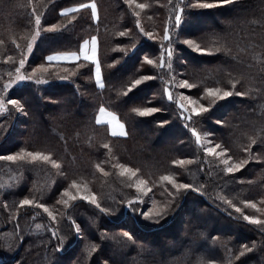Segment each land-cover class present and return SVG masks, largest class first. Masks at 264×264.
<instances>
[{"label":"trees","instance_id":"obj_1","mask_svg":"<svg viewBox=\"0 0 264 264\" xmlns=\"http://www.w3.org/2000/svg\"><path fill=\"white\" fill-rule=\"evenodd\" d=\"M81 2L90 0H0V95L21 100L27 113L5 105L7 111L0 114V154H5L4 147L13 148L15 141L10 144V139L17 132L22 134V141L12 150L19 151L23 147L51 152L61 161L65 175L60 177L56 168L44 162L15 166L0 160V264H105V261L108 264H201L202 261L205 264L208 261L264 264V233L239 218V213L224 200L227 197L240 204L242 200L251 199L264 207L260 204L264 196V160L249 163L242 181H236L222 171L223 166L216 158L206 157L196 144L195 137L178 116L179 109L163 94L161 80L145 81L128 90L131 81L140 75L159 72L166 79L169 74L166 66L160 70L144 60L145 55L154 60L159 57L160 37L172 12L169 0H136V3L149 5L139 10V18L133 11L135 5L129 7L124 0H95L99 20L92 19L90 8L75 13V19L73 13L61 15L62 8H72ZM171 3L176 4L178 0ZM34 7L41 13L42 22L59 21L62 25L57 33H42L37 38L25 63L26 74L47 82L17 81L4 93V83L16 78L15 68L19 64V50L13 40L23 48L30 39ZM194 11L196 15L184 28L181 42L176 45L178 52L173 68L180 73L179 78L197 85L193 88L195 92L197 88L202 91L217 83L228 84L230 75L239 78L237 90L250 94L233 95L212 108L219 114L215 120L224 121L216 127L217 138L231 149L230 154L244 158L248 153L243 152V147L248 144L249 136L255 135L257 143L252 145V155H264L261 142L264 131H260L264 128V41L261 40L264 0H234L232 5ZM137 19L146 30L154 31L156 41L139 31ZM121 32L125 34L120 35ZM91 36L97 37L103 89L96 83L94 65L83 59L52 62L47 72L32 73V68L48 65V55L78 51L83 40ZM184 38L196 39L207 47L222 38L232 53L198 55L183 44ZM254 53L259 57H254ZM9 56L13 57L11 61L7 59ZM62 76L68 78L61 79ZM145 89L149 91L142 95L140 92ZM138 93L142 96H134ZM151 103L167 110L158 112L155 117H141L133 111ZM101 105L115 113L125 125L127 136L113 137L107 125L96 122ZM210 115L211 112L205 114ZM161 119L169 123L161 127L158 123ZM207 121L193 118L200 131ZM18 127L24 131L20 132ZM105 142L111 145V155L103 148ZM114 156L117 162L140 169L139 177L149 182L152 199L158 204L172 199L165 191V182L159 181V177L167 173H174L177 179L197 187L203 185L206 194L190 192L177 197L175 211L159 224L145 220L127 206L128 199L142 194L128 187V179L113 167ZM174 159H183L185 164L173 165ZM189 160L192 163H188ZM101 161H107L102 164L107 176L95 167ZM70 179L91 180L92 190L100 195L101 205L116 211L103 213L83 199L72 201L67 208L55 207L58 185ZM28 195L60 211L58 223L53 225L47 213L34 206H25L17 212L19 200ZM142 198L144 200V196ZM145 205L144 200L140 207L143 209ZM245 211L261 215L251 208ZM189 214L190 219L184 221L183 215ZM38 224L40 228L36 227ZM76 224L80 225L82 236L75 234ZM129 224L133 225L131 230L126 229ZM53 226L57 236H52ZM124 231L133 234L136 245L122 243L127 239L123 237ZM60 236L66 239L63 247L57 249ZM93 245L99 247L93 251ZM243 245L252 251L238 256Z\"/></svg>","mask_w":264,"mask_h":264},{"label":"snow or ice","instance_id":"obj_2","mask_svg":"<svg viewBox=\"0 0 264 264\" xmlns=\"http://www.w3.org/2000/svg\"><path fill=\"white\" fill-rule=\"evenodd\" d=\"M124 2L129 5V7L133 8L134 14L137 18L140 17L141 12L139 10H143L149 7L148 4L145 3H136V0H124ZM234 0H178V3L172 4L171 0H169V4L172 8V12L169 14L168 20L163 28L162 36L160 37L159 42V57L158 59H152L148 55L144 56V60L148 65H153L155 68L163 70L165 66L168 69V75L165 79L163 76L157 72L155 75H140L137 78L131 81L128 90L131 91L137 85H141L145 81L150 80H161L163 82V94L166 95L167 100L174 103L179 109L178 116L185 123L184 127L188 128L192 135L195 137L196 144L202 149L203 153L206 157H214L218 160L219 165H222V171L224 173H236L240 169L244 168V166L248 163L249 159H260L264 160V155L253 156L252 155V145L257 143V138L255 135L249 136L248 144L243 147V152L248 153V156L244 158L235 157L234 154L231 153V149L216 139L215 134L203 130L200 131L193 123V118L200 117L201 120L206 119L208 117L205 116L206 113H209V110L214 106L218 105L219 101H225L226 98L235 96H248L250 93L245 91L237 90V84L240 82V79L237 77H233L230 75L228 84H220L217 83L215 86H206L200 91L197 88L196 94H186L185 91H178L174 93L173 89H193L196 88L197 85L190 82L189 79L179 78L180 73L176 72L173 68L174 57L176 56L178 49L176 45L181 42V37L184 35V28L191 22V18L196 15V9H216L221 8L225 5H232ZM91 10V17L93 20H99V16L97 14V4L95 0H90L89 3H77L72 8H62L61 15H66L68 13H73V19H75V13H78L81 9H89ZM33 18L30 20L31 28L29 29L28 35L30 39H27L26 45L22 48L19 43L13 40V43L16 44V48L19 50V64L18 67L15 68L16 78L8 79L3 85V92L7 93L8 89L12 88L13 84L17 81H29L36 80V83H46L47 81L42 80L34 75L26 74L25 63L27 61L28 55L33 52V47L37 42V38L42 36V33H57L58 30L62 27L60 22L50 23L47 20L42 22V15L39 11L34 7L32 10ZM264 23V21H261ZM136 26L139 28V31L144 35L150 38L153 41L157 40V35L154 34V31L146 30L142 25L139 19L136 20ZM128 31L125 29V32ZM125 32H121L120 35H124ZM173 34L175 35V39H173ZM261 40L264 41V33H261ZM183 44L190 47L197 53H207L212 54L213 52L223 51L226 54H231L232 49L228 46L227 42L222 38H218L216 43H214L211 47L202 46L201 43H198L196 39L192 38H184L182 40ZM2 43V41H0ZM254 57H259V54L254 53ZM8 60H12L13 57H7ZM83 61L91 62L95 68V80L101 89L104 88V78L101 73V64L97 56V37L91 36L90 39H84L83 43L79 46L78 51L71 52H55L46 57L48 61V65L40 64L38 67L32 69V73L35 74L38 71L47 72L48 68L52 66V62H60V61ZM79 68V65H77ZM22 70L24 72L22 73ZM264 70V69H262ZM69 71L65 69V72ZM75 75V72L72 73ZM12 74L9 73V76ZM67 76H62L61 79H67ZM242 78V77H241ZM230 85V87L228 86ZM11 105L14 109L24 112L25 114V104L21 102L19 99L7 98L5 95H0V113L7 111L5 105ZM167 108L157 107V106H145V107H137L133 109L136 113L141 117H148L154 113L160 111H166ZM107 115L109 117L107 119V125L110 126V132L113 137L116 136H127L128 132L125 131V125L121 123L115 113L108 112V110L101 105L99 107V115L96 117L97 123H103L104 117ZM159 125L163 127L168 124L169 121L167 119H161L158 121ZM224 121L216 120V124H222ZM260 131H264L262 128ZM202 136L207 138L206 143L202 141ZM264 143V139L261 141ZM103 148L108 150V154L111 155V145L107 142L103 144ZM0 160L3 161H11L17 163H35V162H44L46 164H50L53 168H56L61 171L63 174V170L61 168V161L55 159L53 157V153L44 152L39 150H27L26 148L21 147L19 151L12 152L11 154H0ZM107 161H101L95 164L96 169L99 172L103 173L105 176L108 175L105 168L102 167V164ZM173 165H184L185 160L183 159H174L171 161ZM188 163H192L191 160ZM203 163L201 167H203ZM114 168H118L121 176L128 177V187L135 188L137 191L143 195H146L151 191V188L148 187V181L144 178H136L137 173L140 172V169L137 167H130L126 163L117 162L113 165ZM159 181L165 182V191L172 198L164 203L158 204L153 200L152 206L145 208H141L140 205L144 204V200L142 195L134 196L131 199L126 201L128 208L132 210L133 213H139L140 217H143L145 220L151 221L155 224H159L160 221L164 220L166 216L170 212L175 211V204L177 203V197L184 196L189 194L190 192H198L206 194L203 190V185L197 187L193 183H186L183 180L177 179L176 174L167 173L163 174L159 177ZM167 185H171V188H168ZM74 189L75 191H72ZM66 197V198H65ZM78 199H83L84 201L90 202L92 205H95L97 209H99L103 213H109L116 211L115 208L104 207L98 201L97 196L94 192L90 191L87 185H81L77 183L75 179L71 181V183L64 187L60 193L59 198L56 200L58 204L64 205L66 208L69 206L70 201H77ZM225 203L230 205L235 209L236 213H239V218H242L244 221H247L251 225L257 226L261 233H264V207H258L257 202L251 199H245L240 202V204L234 203L232 199L224 198ZM121 203H125V201H121ZM260 204L264 205V196L260 199ZM25 206H34L38 209H43L45 213H47L48 217L51 218L53 225L58 223L57 215L54 214L47 203L41 202L34 196H24L19 200L16 211L18 212L20 208H24ZM5 207H8L5 204ZM245 208L255 209L261 215H252L248 214L245 211ZM232 215V213H229ZM73 223H75L73 221ZM37 228H40L41 225H36ZM52 236H57V229L53 226L51 227ZM75 234L77 236H82L83 231L79 224H76ZM106 234L102 233V236ZM123 237L127 238L126 241L122 243L127 246L128 242L132 245H136V241L133 239V234L129 231L123 232ZM23 237H21L22 239ZM66 237L60 236L58 237L59 243L56 245V248H62L64 244V240ZM113 239H117L113 237ZM255 246V245H253ZM99 245H93L92 250L94 251ZM143 249V246L137 245ZM252 251V248H249L247 245H243L240 247L238 256H244L245 253ZM105 264H108L105 261ZM201 264H205V262H201ZM206 264H213L212 261L206 262Z\"/></svg>","mask_w":264,"mask_h":264},{"label":"rangeland","instance_id":"obj_3","mask_svg":"<svg viewBox=\"0 0 264 264\" xmlns=\"http://www.w3.org/2000/svg\"><path fill=\"white\" fill-rule=\"evenodd\" d=\"M195 55H197V54H195ZM198 55H201V53H198ZM67 62H73V61H67ZM34 68H36V67H34ZM33 69V68H32ZM32 71V70H31ZM149 90L147 89H145V90H143L142 92H140L142 95H144V94H146L147 92H148ZM180 91H185L186 92V94H196V92L194 91V89L192 90V89H180ZM141 94H135L134 96H136V97H138V95L140 96ZM141 95V96H142ZM149 106H157L158 107V105L156 104V103H151ZM209 112H211V115L209 116V117H215V118H206V120H208L207 121V123L208 124H205L206 126H205V128L203 129V130H207V131H210V132H212V133H214L215 134V137H216V139L218 140V138H217V133H216V127L217 126H219V125H221V124H216V118H219V114H216L217 113V111L216 110H212V109H210L209 110ZM158 113V112H157ZM157 113L155 114H152V115H154V117L155 116H157ZM1 114V113H0ZM22 115V117H25V114L24 113H22L21 114ZM153 117V118H154ZM155 119V118H154ZM105 120V119H104ZM107 125V124H106ZM213 125V126H212ZM19 128V131L20 132H22V131H24V129L22 128V127H18ZM108 130L110 131V127H108ZM125 131H126V129H125ZM111 133V132H110ZM166 140V139H165ZM10 144H13V142L15 141V144L12 146L13 148H15V147H17L18 146V144L22 141V134H18L17 132L15 133V134H13V136H11V139H10ZM202 141H204L205 143H206V141H207V138H205V137H203L202 136ZM160 143H164V142H160ZM12 148V149H13ZM12 149H6V147H4L2 150L4 151V153L5 154H11L12 153V151H14V150H12ZM15 152V151H14ZM115 157V163L114 164H116L117 163V160H118V158L116 157V156H114ZM255 161H256V159L254 160V159H252L250 162H248L245 166H244V168H242V169H240L238 172H236V173H228L229 175H230V177H234L235 178V180L236 181H242V178H243V176H244V174H245V170H246V167L249 165V163H255ZM12 163V164H11ZM35 163H38V164H40V162H35ZM5 164H7V165H15L16 166V164H18V163H15V162H11V161H7ZM42 164V163H41ZM44 164V163H43ZM49 166H50V164H49ZM58 170V169H57ZM10 171L11 172H13L11 169H10ZM120 173V172H119ZM58 174H59V176L60 177H62V178H64L65 177V175H64V173L63 174H61V171L60 170H58ZM123 177H125L126 179H128V177L127 176H123ZM136 178H140L139 177V175H138V173H137V177ZM71 181H72V179H70V180H68L67 182H64L62 185L60 184V185H58V188H57V191H58V195L56 196V199L55 200H57L58 198H59V196H60V193H61V191H62V189L64 188V187H67L70 183H71ZM77 181V183H79V184H81V185H87V187H88V189L90 190V191H92L93 192V190H92V185H93V183H92V181L91 180H88V179H86L85 181H83V180H76ZM149 187V186H148ZM137 190V189H136ZM72 191H75L74 189H72ZM97 196V199H99V194H97L96 195ZM142 196H144V200H145V206H147V207H151L152 206V202H153V199H152V193H151V191L150 192H148L146 195H143L142 194ZM66 198V197H65ZM72 201H70L69 202V204L71 203ZM52 205H49V207H50V210H52L53 212H54V214H56L57 215V218H59L60 217V215H61V213H60V211H56V209H54L55 207H57V208H61V206L62 207H65L64 205H60L59 206V204L57 203L56 204V206L53 208V207H51ZM145 206H144V208H145ZM258 207H260V205H258ZM53 208V209H52ZM60 210V209H59ZM254 211H255V213H256V210L255 209H253ZM197 211V213H199V210H196ZM191 213V212H190ZM254 215H257V214H254ZM190 214L189 215H183V220L184 221H188L189 219H190ZM180 221V220H179ZM179 221H177V223L176 224H178L179 223ZM132 225V224H131ZM130 224L129 225H126L127 226V228L126 229H130L131 230V228H130V226H131ZM133 226V225H132ZM171 231H174V229H172ZM204 251H205V249H204ZM210 251H212V250H210Z\"/></svg>","mask_w":264,"mask_h":264},{"label":"crops","instance_id":"obj_4","mask_svg":"<svg viewBox=\"0 0 264 264\" xmlns=\"http://www.w3.org/2000/svg\"><path fill=\"white\" fill-rule=\"evenodd\" d=\"M97 56H98V45H97ZM108 112H110V111H108ZM99 115V114H98ZM109 117H107V115H105V117H104V122L103 123H100V124H107V119H108ZM118 119V118H117ZM108 127H110L109 125H107Z\"/></svg>","mask_w":264,"mask_h":264},{"label":"water","instance_id":"obj_5","mask_svg":"<svg viewBox=\"0 0 264 264\" xmlns=\"http://www.w3.org/2000/svg\"><path fill=\"white\" fill-rule=\"evenodd\" d=\"M127 210V209H126Z\"/></svg>","mask_w":264,"mask_h":264}]
</instances>
